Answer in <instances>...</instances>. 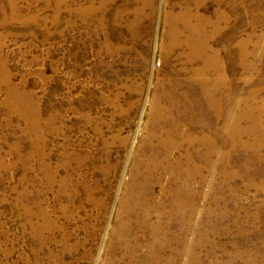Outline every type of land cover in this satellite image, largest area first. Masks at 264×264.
<instances>
[{
  "label": "rangeland",
  "instance_id": "374dc122",
  "mask_svg": "<svg viewBox=\"0 0 264 264\" xmlns=\"http://www.w3.org/2000/svg\"><path fill=\"white\" fill-rule=\"evenodd\" d=\"M184 10L213 23L204 31L222 60V90L238 99L255 90V113L264 0H0V77L7 71L28 97L26 114L11 109L0 79V264H264V141L262 158L248 134L233 148L224 129L233 111L215 123L201 104L184 114L183 134L223 130L209 165L191 174L187 226L171 212L186 178L175 180L160 155L158 169L145 168L165 129L153 121L158 85L182 82V99L195 90L187 48L163 51L172 29L185 37Z\"/></svg>",
  "mask_w": 264,
  "mask_h": 264
},
{
  "label": "bare ground",
  "instance_id": "6f19581e",
  "mask_svg": "<svg viewBox=\"0 0 264 264\" xmlns=\"http://www.w3.org/2000/svg\"><path fill=\"white\" fill-rule=\"evenodd\" d=\"M177 18H180V21L183 22L181 28L186 32V35L183 39H180L181 31L172 29V38L168 43L163 44V51L168 52L170 47L183 46L187 48L188 53L184 57L185 64L190 67L187 81L190 85H194L195 90L188 88L183 91L182 97L185 99L184 100L178 98L175 94L179 86L181 87L183 85L182 82H171V87L168 91L164 88L165 82L161 81L158 85V90L155 94L152 106L153 113H155L153 121L157 122V124L165 123V129L160 136H156L158 151L157 149L153 151L145 164V168L150 174L152 171L158 169L156 157L160 155L164 160H167L166 167L171 169L172 177L175 180L181 179L182 177L186 178L181 182L176 192H174L175 200L174 203H171V212L181 213L182 221L187 226L191 218V174L192 172L197 174L201 173L203 167H200V165L202 166V164H204V167L209 165L211 154L215 152L223 130L216 126H207L205 129L206 132L202 133V135L196 136L192 133L183 134L180 132V128L184 120H186L184 114L188 112L193 113L198 108L196 106L201 104L200 107L211 109L213 113L212 122L215 123L221 120H228L233 111L234 114L231 119V124H229V127L227 124L224 128L227 129L226 131L231 132V137L234 138V140L236 139L231 145L233 148L240 146L241 143L238 141L240 144H237V140L241 138L240 136L242 134H248L252 136V145L257 148L255 154L257 157H261L260 150L263 149L262 144L264 141V127L262 124L264 103L253 113L251 106H249L251 103L249 99H254L256 96L255 90L249 93L248 97L244 99H238L229 91L223 92L222 87L226 86L227 83L225 84L223 80L224 69L222 60L220 59L219 52L209 45L210 37L212 36L206 34L204 29L206 24H210L211 22H209L206 17L202 16L197 11L184 10L179 16L177 15ZM213 29L214 32H216V25L213 26ZM245 42L246 40L240 42L241 47L239 46L242 60L246 58V51L241 49L244 48L243 44ZM2 63L3 62H0V65H2ZM193 64H197V66L194 67ZM9 78V73L7 71H5V75L3 73L0 77V79L3 80L2 82L7 86L6 102L10 105L11 109H21L23 114H26L28 103L25 99L28 98L27 94L20 92L15 86L9 84ZM14 102H17L18 107ZM37 116L38 111L34 108L32 110L31 119L35 125H37ZM242 119L250 120L251 125L249 128L244 130L240 127L239 123ZM150 138L151 136L149 135L146 143L147 145H149L148 142ZM183 143L188 144L186 149L182 154L173 159L171 154L179 151ZM196 144L199 145L202 151V158L199 155L197 156V153L195 156L196 150H194L193 147L196 146ZM196 158L198 161H196ZM184 165H186V167ZM133 201L136 200L134 199ZM127 206L128 205H126V208ZM151 206L152 208L154 207L153 205ZM143 207L145 208L144 210L149 209L148 205L144 204ZM144 212L146 213V211ZM138 222L141 226H144L146 220L141 218L138 219ZM159 233L163 232L160 231ZM251 250L253 251H251V254H254L252 257H254L256 249L253 248Z\"/></svg>",
  "mask_w": 264,
  "mask_h": 264
}]
</instances>
